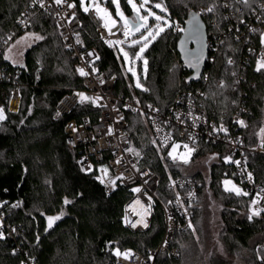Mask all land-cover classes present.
I'll return each mask as SVG.
<instances>
[{
	"label": "trees",
	"instance_id": "1",
	"mask_svg": "<svg viewBox=\"0 0 264 264\" xmlns=\"http://www.w3.org/2000/svg\"><path fill=\"white\" fill-rule=\"evenodd\" d=\"M75 1L82 23L79 38L98 54L99 71L116 76L117 96L164 110L180 93L192 90L200 93L208 115L229 118L239 114L246 122L238 128L245 148L261 147L258 133L264 120V70L256 71L249 49L262 46L264 21L261 30L239 36L246 30L241 21L253 23V8L264 0H249L234 21L226 15L225 0H163L168 9L163 14L173 26L145 51V88L135 86L122 56L101 38L100 20L92 12H84L80 0ZM120 4L128 18H133L127 0H120ZM213 5V12L204 10ZM31 6L32 0H0V67L7 76L0 80V108L6 116L0 121V205L16 234L15 240L7 235L0 240V264H24L27 257L36 264H104L116 249L132 247L145 252L156 247L163 229L161 212L147 232L128 230L123 216L129 190L120 188L108 195L91 175L79 170L77 152L67 145L66 124L86 114L98 119L100 110L83 102L70 114L54 118L60 101L84 88L83 78L76 71L73 54L62 43L54 13L38 12ZM191 13L199 14L206 23L211 50L204 77L188 84L191 73L177 50L183 32L175 33L174 25L179 22L185 27ZM21 19L29 22L25 29ZM23 33L39 34L42 39L25 51L22 64H14L4 52ZM229 59L234 63L229 64ZM14 80L20 85L21 105L11 112ZM127 119L133 151L144 155V163L159 175L162 198L172 178L190 177L202 183L193 227L178 235L181 255L162 256L157 264H231L229 259L234 257L245 264H264V217L249 221L250 200L222 187V179L236 173L234 166L223 162L226 146L201 142L184 163L169 157V150L156 147L147 116L127 113ZM247 155L260 178L264 175V153L247 151ZM65 198L71 203L65 204ZM16 203L20 207L13 208ZM61 212L64 214L44 235L47 217Z\"/></svg>",
	"mask_w": 264,
	"mask_h": 264
},
{
	"label": "built area",
	"instance_id": "2",
	"mask_svg": "<svg viewBox=\"0 0 264 264\" xmlns=\"http://www.w3.org/2000/svg\"><path fill=\"white\" fill-rule=\"evenodd\" d=\"M68 3L76 4V1L68 0ZM224 5H227L225 10L230 21H234L245 9V5L240 0H225ZM262 5H264V1L258 2L253 8L251 13L253 23H247L243 19L246 30L241 31L239 38L244 37L247 33H253L252 29L261 30L264 21ZM31 8L38 12L52 11L54 13L62 43L73 54L76 71L83 78L84 88L67 94L57 105L54 118L59 119L70 114L76 106L81 104L77 95L79 93L96 100V103H92L91 100L88 102L100 110L98 119L86 114L80 118L71 119L66 124L67 145L71 150L77 152L76 163L79 170L83 174L91 175L102 185L104 192L108 195L120 188L129 190L130 195L124 204L123 216L128 230L137 233L147 232L154 225L157 213L160 211L162 214L163 229L156 247L148 248L145 252L132 247L119 249L121 253L130 252L132 254L128 259L123 256L117 257L114 255V250L104 264H157L162 256L179 258L181 250L178 246V235L193 227L195 206L202 189V183L198 179L177 177L170 179L167 184L166 196L162 198L159 195V175L144 163V155H137L133 151L132 137L128 131L127 113L147 116V125L152 140L159 149L171 151L173 142H175L180 145L177 150L181 153L186 151L183 145L188 144L190 148H195L192 157L199 149L201 142L226 146V152L224 151L222 155L223 162L234 166L236 173L234 176L224 177L222 187L225 190L224 181L231 180L237 187L248 192L249 195L241 196L250 200L249 215L251 214V201L256 198V194L260 193L261 196H264V193H261V189H264V175L259 178L251 168L247 151L264 153V149L245 148L238 132V128L241 126L238 121L243 120L239 114L235 113L229 118H226L225 115L210 116L205 112L199 100L200 93H194L189 89L180 93L172 105L164 110L155 106L144 107L136 99L117 96L115 94L116 76H107L101 73L96 65L98 60L96 51L86 47L80 38L81 43H77V34L79 35L82 30V23L77 15V6L69 9L67 5L58 6L54 4L53 0H45L44 8H41L39 4L32 5ZM73 13L75 14L74 18ZM21 21L25 20L21 19ZM21 21V28L25 29L29 22L22 23ZM178 28L185 29L182 24L175 22V33L179 32ZM98 32L106 43L124 37L122 32L108 35L104 27H100ZM107 44L111 48L114 47V44L112 46ZM209 50H211L210 47ZM89 53L93 55H89ZM249 53L257 63L260 57L264 56V43L262 42V46L258 49L250 48ZM81 68L88 75H81L78 71ZM204 74L205 71L202 78ZM6 77L0 67V80ZM14 85L9 100L11 112H16L21 105L20 85L17 80H14ZM57 112L60 113L59 116L56 115ZM196 117L199 119H195ZM244 123L246 125L245 121ZM221 126L227 131H219ZM166 137H170V139L165 140ZM225 157H230L231 161L240 163L237 165L226 162ZM89 165L91 170H81L82 168L87 169ZM104 168L107 169L106 175L102 171ZM248 173L252 174L251 181L248 180ZM97 177L103 179L104 183H101ZM111 181H115V186L111 184ZM228 187L231 188V185ZM137 188L140 191H134ZM227 192L235 194L233 191ZM149 205L151 206L149 207ZM255 207L264 208V199H261ZM261 216L264 217V212H261L259 216H254L251 221ZM0 222L3 224L4 235L15 240L16 234L15 231H12L14 228L7 221L1 207ZM144 222L148 225L146 228L143 226ZM132 224H136V227H132ZM24 264H36V262L27 257Z\"/></svg>",
	"mask_w": 264,
	"mask_h": 264
},
{
	"label": "snow or ice",
	"instance_id": "3",
	"mask_svg": "<svg viewBox=\"0 0 264 264\" xmlns=\"http://www.w3.org/2000/svg\"><path fill=\"white\" fill-rule=\"evenodd\" d=\"M53 2H54V4H56L58 6L67 5V8H69V9H73L77 6L75 3H68V0H53ZM240 2H242L245 6L249 5V0H240ZM111 3L114 4L116 7V16L119 18V21L123 22V36L125 39L124 40H116L114 42L113 41H107V43H109L110 46H112L113 44L123 45V44L127 43L131 37L135 36L136 33H140V36L138 38L131 39V42L128 44V47H135V46L139 45L140 46L139 51L132 54V56H130L129 52L124 50V48H121L120 51L123 54L125 60L128 62H131L133 57L136 60H143L144 71L146 73L148 61L146 59H143L144 51L146 50V48L148 47L149 43L152 40H155L158 36H160L161 33H163L166 30V28L173 26L172 24H169L168 19L165 16L158 15L155 11H153V9H159L160 12H162V13H167L168 9L164 5L163 0H159V2H155V3H153V0H140L139 5L136 3V0H127V4L131 7V9L134 13L133 18L131 20H129V18H127L124 15V12L121 10L119 0H111ZM36 4H39V6L41 8H44L45 7V0H32V5L34 6ZM80 7L86 13L90 10V7H94L97 15L100 16V18L105 21L104 27L108 29L109 34L110 35L114 34V33H112L111 29H112V27H115L117 25L118 21H117V19L112 17L111 13L106 8H103L100 6V3L98 2V0H92V3L90 6H85V0H80ZM225 7H227V5H225ZM261 7L264 8V5H262ZM204 10L211 13L215 10V5H213L211 7H207ZM142 11L144 14H142ZM197 15L198 14H193L192 20L189 21V23L192 26L191 31H192L193 35L198 34L200 31V23H199V20L197 19ZM74 17H75V14L73 13V18ZM150 19L155 20L156 23L154 25H150L149 24ZM21 22L25 23V21H21ZM241 22L243 23V21H241ZM177 30L184 31V29H180V28H178ZM252 31H256V30L252 29ZM261 36H262V42H264V33H262ZM36 39H42V37L37 36ZM77 43H81L79 40L78 34H77ZM89 55H93V54L89 53ZM98 58L99 57H97V59ZM200 59H201V57H197L195 64L189 63V66L198 68ZM228 63L233 64L234 61L232 59H229ZM128 70L131 71L134 76H136L135 71L131 67ZM261 70H264V56H261L260 59L257 61L256 71L259 72ZM78 71L80 72L81 75H88V73L85 72L84 69H82V68L79 69ZM233 75H235V73H233ZM136 86L141 87L138 77H137ZM223 86L224 85L221 84V87H223ZM77 95L79 96L81 103H83L84 101H88V100H91L92 103H96V100H93L91 97L85 96L83 93H79ZM97 99H99V98H97ZM56 115L59 116L60 113L57 112ZM4 119H6V116L4 115V110L2 108H0V121H2ZM195 119H199V117H196ZM238 123L241 126H246L243 120L238 121ZM73 130L75 131L76 129H73ZM214 130H216L215 127H214ZM219 131H225L226 132L227 129H225V128H223V126H221ZM262 132H264V129H262ZM167 139H170V137L165 138V140H167ZM261 146L264 147V144H262ZM179 147H180L179 144H176L175 142H173L172 150L169 151V153H168L169 157H171L173 160L177 159V157L174 155V153L176 152V150ZM183 147L186 150V153L184 154V156H188L193 151H195V148H190L188 144H184ZM129 151H131V149H129ZM225 160H226V162L236 163L237 165H239V163H240L239 161H231L230 157H225ZM183 162L188 163L189 161L187 158H184ZM117 163H119V161H117ZM81 170L82 171L91 170V166L89 165L87 167V169L82 168ZM102 171L105 173V175L107 174L106 168L102 169ZM97 179H100V182L104 183V180L101 179L100 177H97ZM252 179H253L252 174L248 173V180L251 181ZM111 184L113 186H115V181H111ZM224 185H225L226 191H233L237 196L249 195L248 192L243 191L241 188H239L235 184H233L231 180H225ZM229 185H231V188L228 187ZM134 191L138 192V191H140V189L137 188V189H134ZM261 193H264V189H261ZM261 199H264V196H261L260 193H257L256 198H254L251 201L252 209H251V214L248 216V219L250 221L253 219L254 216H259L261 214V212H264V208H256L255 207L257 204L260 203ZM64 203L69 204V203H71V201H69L67 198H65ZM150 206L151 205H149V207ZM0 207H2V205H0ZM12 207L13 208L20 207V204L19 203L13 204ZM63 214L64 213L61 212V214L58 216L47 217L48 228H51L53 226L54 221L59 220ZM143 226L146 228L148 225L146 222H144ZM132 227H136V224H132ZM2 228H3V224H2V222H0V240L5 239V235H4V232L2 231ZM12 231L14 232L15 229H13ZM114 255H116L117 257L123 256L125 259H128L130 257V255H132V254L130 252L121 253L119 249H116L114 252Z\"/></svg>",
	"mask_w": 264,
	"mask_h": 264
},
{
	"label": "rangeland",
	"instance_id": "4",
	"mask_svg": "<svg viewBox=\"0 0 264 264\" xmlns=\"http://www.w3.org/2000/svg\"><path fill=\"white\" fill-rule=\"evenodd\" d=\"M108 1L111 3V0H98V2L100 3V6L103 7V8H106V9L111 13L112 17L115 18V19H117V21H118L117 25H116L115 27H112L111 30H112V33H114V34H111V35H116V34H118V33H120V32L123 33V22H122V21H119V18L116 16V7H115V5L112 4V3H111V4H112L113 6H111V4H110V5L107 4ZM119 2H120V0H119ZM156 2H159V1H156ZM91 3H92V0H85V6H90ZM136 3L139 5L140 0H136ZM120 8H121V10L123 11L121 4H120ZM81 9H82V8H81ZM153 11H155L158 15L165 16V17L168 19L169 24H171L170 19H169L165 14H163L162 12H160L159 9H153ZM88 12H92V13L95 15V17H96L97 19L100 20L101 27H104V23H105V21H104L103 19H101L100 16L97 15V13H96L94 7H90V10H89ZM123 12H124V11H123ZM142 14H144L143 11H142ZM124 15L128 18V16L126 15L125 12H124ZM150 21H151V19L149 20V24H150V25H154V24L156 23L155 20H154L153 22H150ZM110 26H111V25H110ZM104 28H105V27H104ZM105 29H106V31H107V34L110 35L108 29H107V28H105ZM166 29H167V28H166ZM142 31H143V30H142ZM165 31H166V30H165ZM165 31H164V32H165ZM161 34H162V33H161ZM37 36L40 37L39 34L23 33L22 35H20L19 37H17L13 42H11V43L8 45L7 49H6L5 52H4V57H5L7 60H9V61H11L12 63H14V64H22V63H23V60H24V54H25V51H26L30 46H32L34 43H36L37 41L40 40V39H36ZM139 36H140V33H136V35L133 36V37H131L127 43H125V44H123V45H115V44H114L113 49H114L119 55L122 56L123 61H124V62H123L124 69H125L126 71L132 73L131 71L128 70V69L131 67V68L135 71L136 76H134L133 73H132V75H133V77H134V83H135V86H136V83H137V77H138V78H139V83H140V85H141V87H138V88H145V85H144V81H143V79H145L146 76H147V73H148V64H147V72L145 73V71H144L143 60H136V59L133 57L132 61H131V62H128V61L125 60L123 54H122L121 51H120L121 48H124V50H126V51L129 52V55H130V56H132V54H134L135 52L139 51V47H140L139 45H137V46H135V47H128V44L131 42V39H136V38H138ZM124 39H125L124 37H123L122 39H121V38H116V39H114V41H116V40H124ZM153 41H154V40H152V41L149 43L148 47L152 44ZM263 43H264V42H263ZM107 45H108V44H107ZM148 47H147V48H148ZM147 48H146V50H147ZM146 50H145V51H146ZM145 51H144V53H143V59H146V60L148 61V59H147V57H146V55H145ZM136 87H137V86H136ZM84 102H87V103H88V101H84ZM262 129H264V120H263V124H262V126H261V129H260V131H259V133H258L259 142H260L261 144H264V132H262ZM133 148H134V147H133ZM260 148L264 149L262 146H261ZM185 153H186V151H185V152H181V153H179V151L176 150V152L174 153V155L177 157V160H179V161H182L184 158H187V159L189 160L190 157H191V155H192V153H191L190 155H188V156H184ZM214 233H215V234L218 233V230L215 229ZM229 260H230L231 264H245L244 261H243L240 257H239V258H238V257H234L233 259H229Z\"/></svg>",
	"mask_w": 264,
	"mask_h": 264
},
{
	"label": "water",
	"instance_id": "5",
	"mask_svg": "<svg viewBox=\"0 0 264 264\" xmlns=\"http://www.w3.org/2000/svg\"><path fill=\"white\" fill-rule=\"evenodd\" d=\"M193 14L197 13H191L189 15L185 24L184 32L181 35L177 46L181 61L183 62L185 68L191 73L187 77L188 84H191L193 82L197 83L201 80L210 55L207 25L204 22L203 18L198 14L197 19L200 23V31L198 34L193 35L191 31L192 26L189 23V21L192 20ZM131 19L132 18H129V20ZM197 57H201L199 67L196 68L189 66V63L195 64ZM241 128L242 126L239 127V129ZM55 224L56 222L53 223V226L51 228H48V226H46L44 235H47L50 230H52Z\"/></svg>",
	"mask_w": 264,
	"mask_h": 264
}]
</instances>
